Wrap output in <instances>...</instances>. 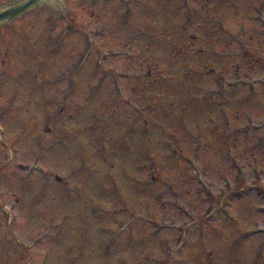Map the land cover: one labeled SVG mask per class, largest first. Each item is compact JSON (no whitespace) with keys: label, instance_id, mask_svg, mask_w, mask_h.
Returning a JSON list of instances; mask_svg holds the SVG:
<instances>
[{"label":"rangeland","instance_id":"rangeland-1","mask_svg":"<svg viewBox=\"0 0 264 264\" xmlns=\"http://www.w3.org/2000/svg\"><path fill=\"white\" fill-rule=\"evenodd\" d=\"M0 264H264V0L0 23Z\"/></svg>","mask_w":264,"mask_h":264},{"label":"water","instance_id":"water-1","mask_svg":"<svg viewBox=\"0 0 264 264\" xmlns=\"http://www.w3.org/2000/svg\"><path fill=\"white\" fill-rule=\"evenodd\" d=\"M39 1L40 0H16L14 5L11 7L0 10V23L9 18L22 14L30 7L36 5Z\"/></svg>","mask_w":264,"mask_h":264}]
</instances>
